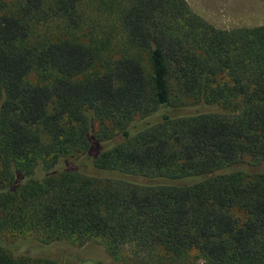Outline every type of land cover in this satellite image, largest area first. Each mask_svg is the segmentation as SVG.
<instances>
[{
	"label": "trees",
	"instance_id": "trees-1",
	"mask_svg": "<svg viewBox=\"0 0 264 264\" xmlns=\"http://www.w3.org/2000/svg\"><path fill=\"white\" fill-rule=\"evenodd\" d=\"M81 1L51 0L66 32ZM42 11L0 15V264H264V25L125 0L130 52L89 72L68 35L28 42Z\"/></svg>",
	"mask_w": 264,
	"mask_h": 264
},
{
	"label": "rangeland",
	"instance_id": "rangeland-1",
	"mask_svg": "<svg viewBox=\"0 0 264 264\" xmlns=\"http://www.w3.org/2000/svg\"><path fill=\"white\" fill-rule=\"evenodd\" d=\"M125 0H82L78 28L66 32L56 18L49 12L51 0H43V11L30 20L28 42H39L48 38L68 35L91 47L95 54V63L89 72H97L103 63L114 56L126 54L125 45L115 17L117 9ZM189 8L210 25L223 30L237 27H255L264 25V2L262 0H185ZM19 0H2L0 15L14 12ZM144 63V60H142ZM38 76L30 73L27 80L37 81ZM241 216L240 213H236ZM197 263L201 260L197 259Z\"/></svg>",
	"mask_w": 264,
	"mask_h": 264
}]
</instances>
